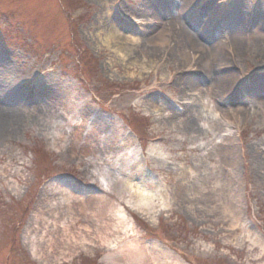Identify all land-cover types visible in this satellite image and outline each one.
<instances>
[{"label":"rangeland","instance_id":"obj_1","mask_svg":"<svg viewBox=\"0 0 264 264\" xmlns=\"http://www.w3.org/2000/svg\"><path fill=\"white\" fill-rule=\"evenodd\" d=\"M203 1L186 3L188 15L182 4L160 0H0V63L12 68L8 77L55 86L51 97L21 95L23 121L0 135V264H155L156 245L183 262L186 253L195 264H264V250L248 237L256 238L250 225L264 221V45L252 41L264 0H213L228 18L236 12L247 21L237 53L232 34L219 39L221 50L234 52L218 63L231 67L225 85L207 75L200 49L184 45L197 52L199 74L183 73L172 59L181 54L177 32L198 33L191 22ZM151 20L165 23L170 41L161 58H150ZM110 28L118 36L109 39ZM191 78L200 98L185 94ZM245 81L252 90L242 94ZM153 105L169 111L156 114ZM224 114L229 122L219 119ZM216 119L232 126L230 142L225 127L207 128ZM87 168L106 177L108 193L96 189ZM129 181L157 194L143 209L161 226L155 233L180 249L131 225ZM240 191L244 208L232 227L225 205L239 209L232 193Z\"/></svg>","mask_w":264,"mask_h":264},{"label":"bare ground","instance_id":"obj_2","mask_svg":"<svg viewBox=\"0 0 264 264\" xmlns=\"http://www.w3.org/2000/svg\"><path fill=\"white\" fill-rule=\"evenodd\" d=\"M161 2H163L165 4V6L167 5H172L173 3L170 1H166V0H160ZM190 0H175L173 1L174 3H179L182 4L181 8L183 9L184 13H187L189 15V13L187 12L188 8L190 9V6L187 7L186 3H188ZM201 5H203V8L205 9L204 12H206V14L211 16V7L213 6V0H208L206 3L204 2H199ZM197 5H200V4ZM196 5V6H197ZM211 8V9H210ZM197 9V8H196ZM261 12V11H260ZM257 12V13H260ZM150 13H154V11L151 10ZM232 17H231V23L232 25L235 26V29H233V33L232 36H234L235 38V45L234 48L236 47V51L235 53H237L238 51V47H239V42L237 40L242 38V35H244L245 33H243L242 27L244 25H246L247 21L245 19V17H243V15L239 14V13H232ZM192 16V15H190ZM216 16V11L214 12V16ZM158 18V17H157ZM193 17H191L192 19ZM202 19V24L199 25V30L200 32L198 33H192V36L185 30H179L177 32V39H175V42H177L175 45V49H178L181 51V54L178 53V56L176 57H172V59H176L179 60V64L178 66H180V68H184L185 70H187L186 74H190L192 76V74L196 71L201 69L200 67H197V57L196 54L197 52H195L194 54H189V52L187 53L185 50V44H189L191 45V47L196 48V49H200L202 51V54L199 55L200 59H203V67L206 70L207 75H211L215 81L218 84H227V81L229 78V76H225V73H227L226 70H228L231 73V67L227 66V67H221L222 64H220L219 66V62L223 61L225 56V60H227L228 58L232 57L233 58V53L231 50V54L228 51H224L221 50V41H219V38L216 37L215 34L210 33L208 30H206L204 27H208L210 25V23L213 21L214 18L211 19V22L208 23L206 20H204V18ZM257 20H260L259 15H257ZM121 23L123 22L122 20H119ZM151 23H155L154 20H151ZM195 22L192 21L191 24H194ZM261 23V22H260ZM112 25V24H110ZM229 26V25H227ZM258 30L260 28L261 30H264V23L258 25ZM113 27V25H112ZM165 23L161 22V24H159L157 27L155 26H148V32L147 35L150 37V42H151V47H154V53L150 54V58H153L155 56H158L159 58H161L162 56L160 53V49L163 47L164 49H170L169 47V40L166 37L165 34ZM249 26H245V28H247ZM117 29L114 28H110L109 30L106 31V34L109 35V39L114 37V36H118V32L116 31ZM231 30V29H230ZM257 32L253 37H252V41L254 44H262L264 45V33H260ZM189 35H188V34ZM126 36H130V35H126ZM125 36V37H126ZM131 37V36H130ZM131 38H135V37H131ZM136 39V38H135ZM222 48V47H221ZM218 49L220 51H218ZM171 50V49H170ZM160 53V54H159ZM221 57V58H217V57ZM221 59V60H219ZM219 60V61H218ZM229 60V59H228ZM217 61V62H216ZM225 66V64H224ZM204 71V70H202ZM12 72V68L10 66H7L3 63H0V135L1 134H5L6 132H8V130H12V129H17L20 124L23 121V114L19 113L22 111L23 106H25L26 104V99H24L23 97H21V95L23 94H27L30 95L31 92H33L35 95L37 92H39L38 95H42V94H48L50 97L53 96L52 94H55L53 89L54 87H52V84H48L46 85L45 82L43 80H39L36 79L34 82L33 87H30L28 83L22 82L21 80H17V78L15 76H11L12 78L10 79L9 74ZM203 73V72H202ZM194 81L189 82V84L191 85L192 89H190L189 93H185L186 95H189V99L194 98V96L200 98L201 93H199V87L198 84L196 82V80L194 78H191ZM246 83V81H245ZM252 85H248V82L246 83V85H242L240 86V93H244V92H248L251 91ZM26 88V89H24ZM26 91V92H25ZM231 96V95H230ZM235 98V96H234ZM28 102V100H27ZM38 103V100L35 102ZM151 108H153L151 110V112H155L156 114H158L161 110L163 111H169V109L167 107L164 108V105L161 109V107L158 106H151ZM215 117L218 116V114L215 112L213 114ZM227 115L228 114H224V115H219V119L224 120L226 122H229V120H227ZM217 122L213 123V120L209 121L207 124V128H214V127H220L223 128L225 127V130L228 132L226 133V137L225 140L226 141H231V139L233 138V129L232 126L230 125H224L221 121H218L216 119ZM19 124V125H18ZM214 124V125H213ZM187 127L189 128V122L186 123ZM214 126V127H213ZM114 136L117 137V133L114 132ZM131 138V137H130ZM132 139V138H131ZM126 144L128 146H126ZM131 141L127 140L125 145L123 146V149L127 150V148L125 147H130ZM73 147V146H72ZM136 149V148H135ZM82 152L85 150H81ZM89 153V152H88ZM236 157V156H235ZM233 167L237 168L238 167V161L236 158V162L234 164H232ZM126 185L129 186V188L133 191V193L130 194V203L132 205V207L136 208V206H141V207H145V206H149L151 207L154 204V200L155 197H157V194L155 192L149 191L146 186L144 185H137L134 184L132 181H129V183H125ZM125 185V189L127 188ZM217 186H220V184H218ZM119 187V186H118ZM117 188V186H116ZM183 189L181 188V186L179 187V191ZM186 190V189H184ZM194 190V189H193ZM159 191V190H158ZM187 191V190H186ZM160 192V196L163 199V201L165 200L164 195L162 194V190L159 191ZM205 193H210L211 192L209 190H206ZM208 194H205V196H207ZM233 196H237L239 197V201H237L239 203V209L235 208L233 206H226L225 205V210H227V216L230 217L231 219V225L232 227L239 225V220H240V214L244 208L243 206V199H244V194L240 191L238 193H232ZM208 197V196H207ZM227 197V196H226ZM68 198V197H67ZM160 198V197H159ZM118 214H119V223L125 225L124 222L127 221V215L126 213H124L122 210H118ZM131 221V225L134 224L133 220L130 218L129 219ZM66 230H63V232H65ZM254 231V230H253ZM254 236V234H252ZM252 235H248L250 241L253 242V245H255V243L262 249L264 250V239L262 237V235L256 230L255 231V235L256 238H254ZM43 239V238H40ZM42 241V240H40ZM84 241H88V240H84ZM90 241V240H89ZM38 247V243H33L32 244V250L34 253L35 250H37ZM155 249L157 251V254L154 255L153 259L157 262H155V264H185V262H183L180 258L176 257L174 254L172 253H168L166 251H162L158 245L155 246ZM41 250V249H39ZM137 252L138 250H140L143 254L145 253L144 250V246L140 245L139 249H136ZM37 254V253H36ZM143 256V255H141ZM120 260L121 258L124 260V256L123 254L119 255ZM168 258L167 260H164Z\"/></svg>","mask_w":264,"mask_h":264}]
</instances>
